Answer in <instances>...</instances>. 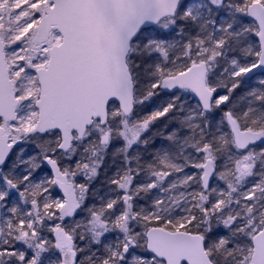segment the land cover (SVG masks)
<instances>
[{"label": "snow or ice", "instance_id": "snow-or-ice-1", "mask_svg": "<svg viewBox=\"0 0 264 264\" xmlns=\"http://www.w3.org/2000/svg\"><path fill=\"white\" fill-rule=\"evenodd\" d=\"M0 264H264V0H0Z\"/></svg>", "mask_w": 264, "mask_h": 264}]
</instances>
